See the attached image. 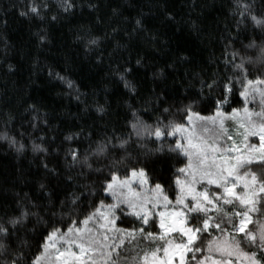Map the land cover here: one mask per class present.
I'll return each mask as SVG.
<instances>
[{
	"label": "snow or ice",
	"instance_id": "snow-or-ice-1",
	"mask_svg": "<svg viewBox=\"0 0 264 264\" xmlns=\"http://www.w3.org/2000/svg\"><path fill=\"white\" fill-rule=\"evenodd\" d=\"M166 3L160 11L174 21ZM77 6L25 0L19 14L54 22ZM229 14L221 55L187 73L183 96L157 91L163 68L152 72L155 87L141 92L139 77L128 78L138 68L113 61L109 72L130 98L116 119L96 103L99 119L110 118L103 128L73 124L46 138L50 121L36 104L24 108L29 115L19 131L17 116L0 112V141L24 153L27 137L44 170L32 195L0 190V264H264V0H232ZM146 31L157 43L140 13L132 32ZM36 36L48 39L46 30ZM77 40L103 63L107 34L85 30ZM178 59L190 63L186 55ZM144 63L138 54L135 65ZM48 74L77 101L87 95L69 76ZM49 155L56 160L51 167Z\"/></svg>",
	"mask_w": 264,
	"mask_h": 264
},
{
	"label": "trees",
	"instance_id": "trees-1",
	"mask_svg": "<svg viewBox=\"0 0 264 264\" xmlns=\"http://www.w3.org/2000/svg\"><path fill=\"white\" fill-rule=\"evenodd\" d=\"M24 2L0 0V112L10 111L16 115L14 125L19 131L20 118L29 115L24 108L29 103L36 104L50 121L51 127L45 129L46 138L62 135L73 124L86 131L109 124L108 116L99 119L96 103L110 107L112 119L117 118V112L122 116L123 100L130 97L118 77L109 72L110 67L116 66L113 61L127 62L126 66L138 68V73L133 72L128 78L135 81L139 77L141 92L155 87L152 72L163 68L166 79L159 82L157 91L163 89L183 96L184 85L189 81L187 73L200 71L202 67L207 69L212 60L221 55L224 42L220 36L231 19L232 4V0H167L166 7L175 16V20L169 22L160 11L165 0H77L78 6L72 13L61 12L57 21L50 22L48 18L41 21L22 17L19 13ZM51 2L55 5L56 0ZM89 2L96 8H88ZM14 4L17 7H13ZM113 9L119 14H114ZM140 13L145 18L146 29L158 35L157 43L148 42L147 31L132 32L134 20ZM52 14L55 13L49 16ZM193 21L199 31L193 28ZM112 28H117V33H112ZM41 30H46L48 36L44 43L36 36ZM85 30H91L93 35H108L111 43L104 51L103 63L95 60V51L85 53L77 40ZM130 32L131 38L127 35ZM117 42L129 47L116 50ZM109 54L113 60H109ZM138 54L144 57L143 66L135 65ZM182 55L188 56L190 63L181 62L178 57ZM9 64L13 66L11 70ZM49 69L75 80L87 95L77 101L75 93L69 95L59 81L49 76ZM24 127L33 136L40 135L26 123ZM2 130L3 117H0ZM24 142L28 148L24 153H17L6 141H0V190H8L6 195L16 192L32 195L38 187V179L44 175L40 154L32 153L27 137ZM48 160L50 167L56 163L52 155Z\"/></svg>",
	"mask_w": 264,
	"mask_h": 264
},
{
	"label": "rangeland",
	"instance_id": "rangeland-1",
	"mask_svg": "<svg viewBox=\"0 0 264 264\" xmlns=\"http://www.w3.org/2000/svg\"><path fill=\"white\" fill-rule=\"evenodd\" d=\"M251 106H254V105H251ZM253 142H255V141H253Z\"/></svg>",
	"mask_w": 264,
	"mask_h": 264
}]
</instances>
